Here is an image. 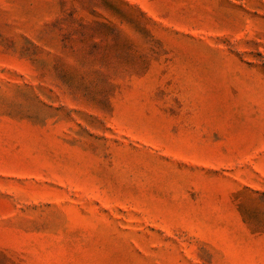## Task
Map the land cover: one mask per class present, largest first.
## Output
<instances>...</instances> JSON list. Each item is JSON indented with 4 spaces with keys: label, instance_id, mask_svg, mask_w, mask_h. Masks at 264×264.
Segmentation results:
<instances>
[{
    "label": "rangeland",
    "instance_id": "rangeland-1",
    "mask_svg": "<svg viewBox=\"0 0 264 264\" xmlns=\"http://www.w3.org/2000/svg\"><path fill=\"white\" fill-rule=\"evenodd\" d=\"M0 264H264V0H0Z\"/></svg>",
    "mask_w": 264,
    "mask_h": 264
}]
</instances>
